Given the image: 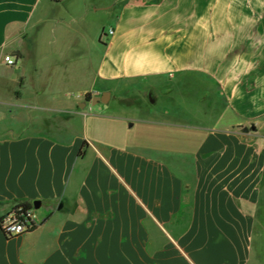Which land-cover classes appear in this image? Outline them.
I'll list each match as a JSON object with an SVG mask.
<instances>
[{
	"label": "crops",
	"instance_id": "obj_1",
	"mask_svg": "<svg viewBox=\"0 0 264 264\" xmlns=\"http://www.w3.org/2000/svg\"><path fill=\"white\" fill-rule=\"evenodd\" d=\"M77 1L0 0V264H264V0Z\"/></svg>",
	"mask_w": 264,
	"mask_h": 264
},
{
	"label": "rangeland",
	"instance_id": "obj_2",
	"mask_svg": "<svg viewBox=\"0 0 264 264\" xmlns=\"http://www.w3.org/2000/svg\"><path fill=\"white\" fill-rule=\"evenodd\" d=\"M81 1L82 0L77 1L78 5H81ZM94 1L96 3L98 2L107 3V2H111L112 0H94ZM116 13H117V10L116 11L113 10L111 12H103V11L94 12V9H93V11H89V14L86 18V25L88 26V28H90V32H93V33L97 31L100 26H104L105 31L103 34V38L105 41H107L109 37L108 36L109 31L112 28H114V22L116 20ZM201 87L200 85H197V83H193L190 81L186 83V96L176 97L177 99H175V100H178V102H181V103L184 102L185 107H186V121L188 120V122L191 124H195L198 121H202L205 118H209V115L207 116V114L204 111V107H203L204 101H202V98L200 99V96H199L200 95L199 93H201L200 92ZM168 101H170V99ZM102 107H104L103 104L91 106L92 110L95 112H102L101 111ZM121 107L125 110H128V108L125 106H121ZM128 112H132V111H128ZM227 118L230 119L231 117L229 118L228 116Z\"/></svg>",
	"mask_w": 264,
	"mask_h": 264
},
{
	"label": "built area",
	"instance_id": "obj_3",
	"mask_svg": "<svg viewBox=\"0 0 264 264\" xmlns=\"http://www.w3.org/2000/svg\"><path fill=\"white\" fill-rule=\"evenodd\" d=\"M4 61L8 65L16 63L15 58L11 55H6ZM42 222L34 202L15 201L9 204L6 211L0 216V229L7 238H14L33 231Z\"/></svg>",
	"mask_w": 264,
	"mask_h": 264
},
{
	"label": "water",
	"instance_id": "obj_4",
	"mask_svg": "<svg viewBox=\"0 0 264 264\" xmlns=\"http://www.w3.org/2000/svg\"><path fill=\"white\" fill-rule=\"evenodd\" d=\"M108 96H109V93L107 92V93H104V94H103L102 96H100V97H95V98H93L91 102H90V101H87V103H91L92 106H95V105H98V104H101V103H106L107 100H108V99H107ZM34 205H35V207H36L37 209H39L40 206H41V203H40V201H35V202H34Z\"/></svg>",
	"mask_w": 264,
	"mask_h": 264
},
{
	"label": "trees",
	"instance_id": "obj_5",
	"mask_svg": "<svg viewBox=\"0 0 264 264\" xmlns=\"http://www.w3.org/2000/svg\"><path fill=\"white\" fill-rule=\"evenodd\" d=\"M86 100H87V101H91V100H92V95L88 93V94L86 95ZM82 154H83V152L80 151V156H81Z\"/></svg>",
	"mask_w": 264,
	"mask_h": 264
}]
</instances>
